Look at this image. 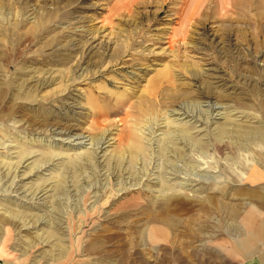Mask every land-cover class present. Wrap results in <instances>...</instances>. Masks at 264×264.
<instances>
[{"label":"rangeland","instance_id":"rangeland-1","mask_svg":"<svg viewBox=\"0 0 264 264\" xmlns=\"http://www.w3.org/2000/svg\"><path fill=\"white\" fill-rule=\"evenodd\" d=\"M260 2L0 0V264H242Z\"/></svg>","mask_w":264,"mask_h":264},{"label":"crops","instance_id":"crops-1","mask_svg":"<svg viewBox=\"0 0 264 264\" xmlns=\"http://www.w3.org/2000/svg\"><path fill=\"white\" fill-rule=\"evenodd\" d=\"M264 2H260L259 6V17H264V15H261V12L263 10ZM262 23L258 24L257 27L262 26ZM254 173L260 174V169L258 171H255ZM263 174H260L262 176ZM245 177H243L244 179ZM235 211V209H234ZM236 213L238 216H242L243 214L240 212V210H237ZM236 214V215H237ZM262 212L256 210L254 212H247L245 215V218L247 220L248 228L251 229V236H244L241 239L240 249L242 251V264H264V225L263 222H261V225L256 226L259 223L258 219L260 220ZM163 217L165 218L166 223H171L173 227L178 226L175 223V220L167 215L164 214ZM244 217V216H242ZM100 246V245H96ZM111 259V257H110Z\"/></svg>","mask_w":264,"mask_h":264},{"label":"bare ground","instance_id":"bare-ground-1","mask_svg":"<svg viewBox=\"0 0 264 264\" xmlns=\"http://www.w3.org/2000/svg\"><path fill=\"white\" fill-rule=\"evenodd\" d=\"M41 21L42 22H44L42 19H41ZM45 23V22H44ZM39 25H42V23L40 22V24L39 23H37L36 24V28H38V27H40ZM241 27V26H240ZM231 28H232V26H231ZM234 28H236V27H234ZM245 30V29H244ZM244 30H243V28L241 27V28H238V31L240 32V33H242L241 35H243V37H244ZM246 37V36H245ZM120 59V58H119ZM165 77H167V76H165ZM161 81H162V78L160 77L159 78ZM163 83V82H162ZM158 84V82H153V84H152V86H154V85H157ZM145 97V96H144ZM143 104V103H142ZM144 106H146V104L144 105ZM144 106H143V108H144ZM156 106H158V105H156ZM261 106V105H260ZM148 107L150 108V109H152V110H155L154 109V104H151V105H148ZM147 107V108H148ZM140 110V109H139ZM146 110V109H145ZM150 111V110H149ZM148 113V112H147ZM150 114V113H149ZM148 114V115H149ZM139 147H140V145H138V146H135V147H130L131 148V150H132V153H136L137 152V150L139 149Z\"/></svg>","mask_w":264,"mask_h":264}]
</instances>
